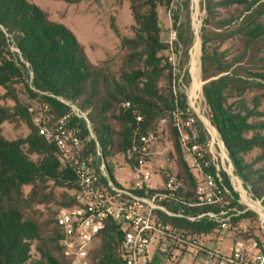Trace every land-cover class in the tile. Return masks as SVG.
Returning a JSON list of instances; mask_svg holds the SVG:
<instances>
[{
  "label": "trees",
  "instance_id": "16d2710c",
  "mask_svg": "<svg viewBox=\"0 0 264 264\" xmlns=\"http://www.w3.org/2000/svg\"><path fill=\"white\" fill-rule=\"evenodd\" d=\"M147 5L143 31L137 32L133 39L122 40L123 46L137 52V60H143L144 66L131 68L119 81H113L91 63L70 29L51 21L35 3L0 0V87L15 103L13 109L0 107V264H70L61 246L63 232L56 218L50 228V222H40L32 211L37 205L48 210L59 204L69 208L76 206V175L72 170L62 168L55 144L46 141L32 116L25 114L16 85L32 98H38L39 103L49 109L50 115L56 117L58 124L79 132L81 139H89L94 133L95 139L85 141L80 157L94 155L97 143L104 159L116 152L124 153L132 143L138 117L143 119L141 126L139 124L141 132L149 131L155 119L164 117L163 113L174 106V99L165 98L159 88L160 79L169 66L163 65L159 56L168 45L161 40L158 6L171 9L173 29L177 31L173 49L183 53L185 62L193 45L194 32L188 13L190 0H148ZM235 5H246V13L258 5L243 18L245 44H254L264 36V0H204L206 19L201 35V59L205 79L213 77L207 67L211 58L207 28L231 25L226 18L216 21L217 12ZM212 56L216 63V54ZM230 67L219 64L216 73ZM168 72L167 83L172 98L173 73ZM247 81L226 74L204 84L203 93L209 120L227 148L236 175L254 198L262 199L264 120L255 121L254 118L264 117V113L257 110L260 97L252 98L253 108L245 99L253 90ZM126 102L130 103L127 108L123 107ZM13 110L19 113L13 114ZM16 115L21 116L16 121L22 122L29 133L9 140L3 135L1 126ZM118 121L121 127L115 129L114 123ZM172 132L182 157L179 134L175 128ZM254 151L258 154L250 158ZM181 164L185 171L179 176L193 187V178L184 162ZM226 182L229 184L227 178ZM68 188H71L70 193L57 192V189ZM249 216L250 213L244 212L241 219L247 220ZM177 224L205 232L216 227L213 223L199 225L178 221ZM246 235L253 238L249 231ZM122 238L118 226L107 222L90 249V264H122Z\"/></svg>",
  "mask_w": 264,
  "mask_h": 264
},
{
  "label": "built area",
  "instance_id": "2783aa9c",
  "mask_svg": "<svg viewBox=\"0 0 264 264\" xmlns=\"http://www.w3.org/2000/svg\"><path fill=\"white\" fill-rule=\"evenodd\" d=\"M176 57L172 52L169 57L172 66ZM176 85L173 80L174 107L169 114L180 137L179 150L194 180L193 187L169 165H157L154 151L157 133L141 132L142 117L137 118L132 143L123 153V163L113 167L103 158L98 143V162L88 156L80 157L83 141L62 124L51 130L39 128L46 141L53 142L58 149L62 168L72 170L77 179L76 206L62 208L56 216L63 232L61 246L70 264H90V249L107 222L115 223L123 234L122 264H153L157 256L161 264H186L189 258L201 259L202 264H264L260 242L244 236L248 225L241 219L245 211L239 208L242 184L233 175L227 148L205 119L206 132L220 147L188 146L184 128L196 121L191 115L196 111L198 97H188L182 107ZM129 106V102L123 104L125 108ZM184 117H190L186 123L182 121ZM166 122L164 118L161 124ZM119 171H128L129 175L120 177ZM178 221L213 223L217 228L199 231L178 225ZM226 235L232 237V242L221 252Z\"/></svg>",
  "mask_w": 264,
  "mask_h": 264
},
{
  "label": "rangeland",
  "instance_id": "374dc122",
  "mask_svg": "<svg viewBox=\"0 0 264 264\" xmlns=\"http://www.w3.org/2000/svg\"><path fill=\"white\" fill-rule=\"evenodd\" d=\"M28 1L35 3L45 11L51 21L62 23L68 27L75 35L78 42L84 47L86 55L91 63L104 76H107L109 80L119 81L125 73L131 70V68H138V66H142V64L144 66L143 60L141 62L137 60V52L123 46L122 40L133 39L137 32L143 31L142 24L147 17L148 0ZM257 6H253L247 13L244 11L246 5H235L218 9V18L216 21L226 18L231 21V25L228 24L224 27L215 26L213 28H207L208 46L211 56L207 67L209 74L213 76L209 79H205L201 59L203 56L201 35L206 19L204 0H190V10L188 13L194 35L193 45L189 51V57L186 62L183 59V53L173 49L175 47L174 41H176L177 31L173 29L171 9L158 6V21L162 32L161 40L168 45V48L164 52L159 53V56L162 59V64H167L169 66L163 78L160 79L159 88L163 92V96L171 101L174 99L172 81L175 80L177 84V95L181 101L182 107L186 105L188 97H198L196 111L191 115L196 121L191 127L184 128V132L188 135V146L220 147L217 142L213 143L211 137L205 130V120L209 122L210 120L206 105L207 102L203 93V86L209 81L218 79L226 74L231 77L235 75L244 80H248L247 83L253 90L246 94L245 99L250 108H253L255 104L252 98L260 97L261 104L257 107V110L264 113V36L260 37L254 44H245L246 36L243 24V18L247 14L252 13L253 10L255 11ZM132 9L135 11L136 19ZM174 33H176L175 38H173ZM172 52L177 55L174 66H172L169 61ZM214 53L217 57L216 63L212 61V55ZM133 56L135 57L134 59H132ZM219 64L227 68L230 67V65L231 67L218 74L216 73V69H218ZM169 70L173 73V79L171 80L172 98L169 95L167 83ZM16 88L20 106L22 109H25V114L29 113V115L32 116L34 119L33 123L38 128L43 127L51 130L58 125L56 117L50 115L49 109L40 104L38 98H32V96L22 90L20 85H16ZM6 94L7 91L0 87V107L13 109L15 103L10 98L6 97ZM172 109L173 108L167 109L163 113L164 117L161 116L162 118L159 120L158 118L155 119L150 129L155 130L157 133V141L154 143L156 144L154 151L158 158L157 165L160 163L166 166L169 165L176 170L175 172H177L178 175H182L185 169L181 164L183 160L177 151L175 138L172 132L174 121L169 114ZM74 112L77 113L76 111ZM12 113L18 114L19 111L13 110ZM19 117L21 116L16 115V118L4 122L1 126L3 135L9 140L25 137L29 133L22 122L16 121ZM80 117L82 118L83 116L80 115ZM163 118L167 119L165 125L161 124ZM189 118L184 117L182 121L186 123ZM254 119L255 121L264 120V117L261 116ZM254 119L252 121H254ZM113 127L119 129L121 127V122L118 121L114 123ZM67 130L73 131L74 134L83 141L82 148L86 145L85 141L89 142L91 139H95L94 133L89 139H81L79 132L76 130L72 128H68ZM193 133L197 135L196 138L193 137ZM178 143L180 144V137ZM220 145H222V143ZM94 152V155L87 156L98 162L97 146H95ZM257 154L258 152L254 151L249 157L254 158ZM106 159L109 160L111 167H113L116 163H123V153L116 152L113 155L110 154ZM236 174L233 166V175L238 178L242 184V204H240L239 208L250 213L249 218L247 220L244 219L248 225L249 234L253 239L258 238L257 240L260 242V246L264 249V197L262 199L254 198L244 182ZM118 175L126 178L129 174L128 171H119ZM70 190L71 188L64 190L57 189V192L58 194L62 192L70 193ZM257 205L260 206L262 212L255 208ZM34 208L32 212L35 217L38 218L40 222H50V228H53V220H55L58 212H60L62 208L66 209L69 207L59 204L53 205L49 210L40 205ZM244 236L249 238L246 234ZM230 242H232V237L226 235V240L222 242L221 252L226 251ZM209 246L211 248H216L215 245L212 244H209ZM161 262V258L157 256L153 264H161ZM186 264H202V260L198 258H189Z\"/></svg>",
  "mask_w": 264,
  "mask_h": 264
},
{
  "label": "bare ground",
  "instance_id": "6f19581e",
  "mask_svg": "<svg viewBox=\"0 0 264 264\" xmlns=\"http://www.w3.org/2000/svg\"><path fill=\"white\" fill-rule=\"evenodd\" d=\"M198 56H199V55H198ZM195 61H196V60H195ZM196 62H197V61H196ZM198 69H199V68H198ZM257 206H258V205H257ZM257 206H255V208H256L257 210H259L260 212H262L260 206H258L259 208H258ZM263 215H264V214H263ZM261 216H262V215H261ZM263 219H264V218H263Z\"/></svg>",
  "mask_w": 264,
  "mask_h": 264
}]
</instances>
